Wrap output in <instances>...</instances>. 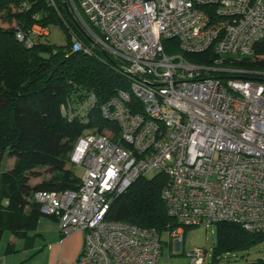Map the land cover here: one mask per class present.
Here are the masks:
<instances>
[{
    "label": "built area",
    "instance_id": "2783aa9c",
    "mask_svg": "<svg viewBox=\"0 0 264 264\" xmlns=\"http://www.w3.org/2000/svg\"><path fill=\"white\" fill-rule=\"evenodd\" d=\"M66 1L131 77L128 90L97 104L112 127L82 133L67 153L83 168L77 188L31 194L42 214L57 218L61 236L84 232L75 264H158L161 234L104 217L111 200L149 171L166 176L160 197L175 226L163 234L176 248L185 226L226 221L264 231V89L219 76L235 71L221 66L224 57L250 56L264 38V0ZM42 34L46 28L33 24L15 38L30 46ZM165 39L179 53H165ZM207 49L211 64L180 55ZM95 105L92 95L66 97L60 111L86 122ZM190 256L201 264L199 250Z\"/></svg>",
    "mask_w": 264,
    "mask_h": 264
},
{
    "label": "trees",
    "instance_id": "16d2710c",
    "mask_svg": "<svg viewBox=\"0 0 264 264\" xmlns=\"http://www.w3.org/2000/svg\"><path fill=\"white\" fill-rule=\"evenodd\" d=\"M33 24L46 28V34L38 35L30 46H25L15 33L27 34ZM52 24L62 28L64 45L43 38ZM89 28L101 37L96 28ZM86 34L66 0H0V166L4 156L13 157L11 167L0 170V242L6 232L22 240L24 248H31L39 235L34 231L40 216L57 220L39 211L32 192L77 188L79 177L65 167L68 151L82 133L112 127L99 116L97 104L119 90L129 89L131 77L120 62ZM74 42L80 47L74 49ZM173 44L172 39L163 40L164 52ZM180 55L197 64H211L214 58L210 49ZM221 66L235 71L220 77L250 80L264 89V38L256 43L250 56H226ZM89 95L96 105L86 122L68 120L61 114L60 105L66 97L80 101ZM131 101L139 110L133 97ZM43 166L49 168L50 176L30 185L29 174ZM165 181L162 172L138 176L111 200L105 219L152 228L162 235L175 226L160 197ZM213 225L211 262L225 253L246 251L264 241V231H249L226 221ZM187 227L192 226L183 228ZM14 250L13 244L7 242L4 252ZM242 264H264V259Z\"/></svg>",
    "mask_w": 264,
    "mask_h": 264
},
{
    "label": "rangeland",
    "instance_id": "374dc122",
    "mask_svg": "<svg viewBox=\"0 0 264 264\" xmlns=\"http://www.w3.org/2000/svg\"><path fill=\"white\" fill-rule=\"evenodd\" d=\"M48 42L55 45H64L66 42L65 34L62 28L58 25H49L48 35L43 37ZM167 54L179 53L174 47H167ZM13 162V157L4 156L0 170H6L11 167ZM65 167L70 169L76 176L81 177L83 174V168L77 165H70L67 161ZM154 171H149L145 176H151ZM51 172L48 167H36L29 174V184L33 185L41 182L42 179H47L50 176ZM41 226L42 223H55V220L47 216H40ZM57 222V221H56ZM39 226V232H42L43 237L38 238L41 246H45L47 241V232H49V227ZM184 229V228H183ZM54 231V229H52ZM182 238L180 247L176 248L173 243V240L166 241L164 234L161 235L160 245L161 253L158 259V264H195L192 262L190 253L195 250H199L202 255L201 264H242L245 261H251L256 258L264 259V241L251 247L246 251H237L225 253L221 258L216 261L211 262V248L215 241V225L205 226L197 225L192 227H187L182 231ZM8 233H4L0 242V251L4 248L6 244V238ZM41 257V256H40ZM36 258L39 256L36 255Z\"/></svg>",
    "mask_w": 264,
    "mask_h": 264
},
{
    "label": "crops",
    "instance_id": "0c3cea01",
    "mask_svg": "<svg viewBox=\"0 0 264 264\" xmlns=\"http://www.w3.org/2000/svg\"><path fill=\"white\" fill-rule=\"evenodd\" d=\"M56 221L54 224L42 223L43 225L41 226V221L38 219L34 232L39 233V235L35 236L31 248H24L22 240L16 239L13 235L8 234L6 243H12L15 250L5 253V244L2 251H0V264H75L83 245L84 232L75 230L61 236ZM39 226L43 227V229L49 227V232H47V238L49 240L45 246H41L40 242L37 241L38 238L43 237L42 232L38 230ZM36 255L39 258H36Z\"/></svg>",
    "mask_w": 264,
    "mask_h": 264
},
{
    "label": "water",
    "instance_id": "95a60500",
    "mask_svg": "<svg viewBox=\"0 0 264 264\" xmlns=\"http://www.w3.org/2000/svg\"><path fill=\"white\" fill-rule=\"evenodd\" d=\"M86 35H88V34H86ZM90 39H91L92 42H94L92 38H90ZM51 72H52V71H51ZM134 77H135V76H134Z\"/></svg>",
    "mask_w": 264,
    "mask_h": 264
}]
</instances>
